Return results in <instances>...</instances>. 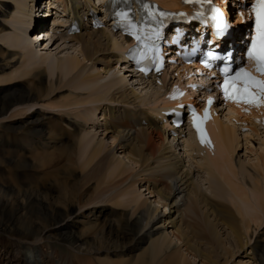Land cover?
<instances>
[{"label": "bare ground", "instance_id": "6f19581e", "mask_svg": "<svg viewBox=\"0 0 264 264\" xmlns=\"http://www.w3.org/2000/svg\"><path fill=\"white\" fill-rule=\"evenodd\" d=\"M25 1L20 0L11 14V18L16 25H19V28H16V30L18 29L16 36L10 40V49L0 45V50L3 49V54L6 56L1 60L0 73L5 72L11 64V62H8L17 57L21 59V65L23 66L21 67L23 72H20L19 75L29 78L25 82L28 84L23 85V89L21 86L12 85L13 81H16L15 77L6 79V76H9L8 74L5 77H0V84H10L9 87L0 88V117L10 107L8 110L17 109L21 115L25 116L23 118L27 121L26 123L20 120L15 122V124L0 125V264H148L144 255H142V251L149 253L144 248L147 244L146 237L142 235L144 229L149 226V223L145 227L142 224L144 216H149V221L151 219V222L155 224L161 223V226L155 230L161 231L159 235L166 233L163 232L162 226L165 224L168 226V223L169 225L172 224L174 230L171 229V234L174 235L176 233L179 237V239L175 237V244L178 242L183 243L179 244L182 245V249L184 248L182 251L177 250L173 253L175 255L167 257L168 264H189L190 259H201L211 262L210 256L202 255L198 249L189 245L190 241L187 238L189 237L192 240L196 236H200L206 239L211 246L217 247L219 245L218 234L223 230H225V235L229 238L228 245L233 250L236 249L235 254L247 248L248 253L246 254L252 255L253 263L264 264V232L261 234L258 232L252 240L257 229L264 222V138L258 134L256 136L251 134L252 132L257 133L259 130L256 127H252L250 134L243 137L245 142L248 136L258 138L257 142L260 152L255 158V164H252L256 172L255 176L247 174L242 167L238 169L232 162L231 155L235 149L233 144L236 141V130L239 127L236 124L232 125L231 119L247 120L246 118H239L232 109L227 111L228 116L221 120H215L212 125L215 142L213 156L211 153L198 148L190 136L182 140L183 152H189L186 147L191 146L197 151L204 153L199 160L190 155L189 158H194L195 160L190 163V166H185L187 170L184 171V161L181 157L179 158L175 155V147L170 144H178V140L173 138L168 143L166 131L155 121L158 110H152V108L148 110L141 109L143 106L151 105L154 107L158 105V103L155 104L157 100L155 96L148 98L144 94L145 96L141 97L142 91L147 87L148 89H155L156 86H154L153 81L145 80L137 83L142 88L139 92L140 95L132 87L126 93V86L129 80L127 81L122 76L114 77L113 80H110L105 85L96 87L97 81L101 78H99L98 74L92 75V72L98 71L100 73V69L97 67L98 56L108 53V56L111 57V60L108 61L110 65L107 66L105 73L108 74V72L116 70L118 67L116 65L120 61L124 63L122 58L124 42L106 28L97 31L89 30L87 33L80 32L78 35L69 38V42L73 43L70 49L73 50L71 55L57 60L51 59L48 55H34L29 48V46H33L34 41L25 40L26 42H24L20 38L23 35H28V19L30 20V17L36 13H44L45 3L43 11L38 12V7L35 5L38 0H31L30 5H27ZM49 2L52 7H55V5L57 7L63 6L65 14L72 11L78 17L82 14L86 15L89 6L93 7L94 11L97 10L96 3L94 1L91 2V0H53V2L50 0ZM159 3L165 8H171L178 3V0H159ZM34 6L37 7V10L33 9ZM0 16L6 20L5 17L7 15L1 10ZM86 27L88 26H85L83 30H87ZM7 30L8 28L4 24H0V35ZM38 34L41 33L34 35ZM53 38L54 36H51L50 41ZM1 41L7 44V40ZM22 47L27 48L22 49ZM58 47L60 46L58 45ZM12 49H19L22 53L14 52ZM104 50L106 52H103ZM31 60L36 62L32 61L33 63L31 64ZM84 62L91 65V73H87L90 67L84 72ZM28 63L34 66L31 67ZM99 64L102 66L106 63L101 62ZM41 65L46 68L51 67L49 68L50 71H58V82L64 81L65 85L70 86L74 90L85 89V91H88L83 99L78 100V96H75L74 100L76 101L64 105L68 108L74 107L73 110H75L76 107L79 108L88 103H97L95 107L92 106L93 108L89 109L87 107L84 110L85 120L91 121V113L95 116L97 106L101 103L99 111L103 113V120L105 121L103 131H108L109 135L112 136L110 137L111 146L115 142L117 145L113 150H105L102 141H97L94 146L89 144L90 141L87 142V145L91 146V150L85 153L87 154L84 159L85 168L92 169L93 166L102 165L106 167L103 171L107 172L109 177L114 180L119 179L116 184L131 190L136 185L129 183L128 177L146 174L145 172L152 170L151 166L153 164L157 165V167L155 166V171L152 170L147 175L150 181L142 183L145 184V190H148L149 198H155V200L148 203L144 200L140 201L139 193L130 191L131 197H128V205L134 206L133 215L131 216L132 220L126 219L124 212H121L118 220L121 221L122 219L121 222L112 224L111 221H106L107 216L116 215V213L110 214L111 211L120 210L114 207L106 209L105 213L107 214L104 216L100 215L102 213L100 211L97 214L100 218L97 215L85 214L84 211H80L73 216L74 208L69 205L71 199L62 189L64 187L62 181H49L43 178H34L35 180L33 181L27 178L28 172H23L28 168V165L24 164L19 156H14L17 150L20 149L19 152L29 153L33 148V144L36 145V150H39L40 147L50 146L52 143L60 144L62 141L60 138L55 140V142L49 141L48 137L50 135L54 136V134L51 131L48 135V131L46 132V128H44L45 124H42L43 116L46 114L26 112L37 106L42 100L41 95L44 94L41 88L44 86L41 78L44 72H41L42 70L38 68ZM26 66L30 67L25 69ZM185 70L183 69L184 73ZM15 71H18V68ZM163 82L167 83L166 79ZM144 84L147 85L142 86ZM156 88V90L160 89V87ZM93 96L96 98H93ZM159 101L162 104L160 98ZM116 106H118L117 109ZM130 106L140 108L130 109ZM161 107H163V104ZM120 109L121 117L118 118L117 114ZM107 112H109V117L106 116ZM114 112H117L116 115H113ZM94 116L92 115V117ZM150 117L154 120L150 119ZM129 119L132 120V123H129ZM62 120L68 126L70 124L72 126L75 123L72 120L73 122L69 124L71 120L66 117L62 118ZM142 120L146 121V127L140 126ZM4 123L6 121L0 122V124ZM78 127H73V135H78L80 141L84 144L85 136L82 133L84 132L82 130L84 126L78 123ZM134 127H137L136 130H134ZM61 146L63 147V143ZM10 147H13V150H6ZM115 149L121 151L120 153L123 154L122 158L124 159L115 157ZM126 160L140 169L138 174L129 173L130 169L126 165ZM190 160L188 159V161ZM192 165H195L194 168L198 169H195L197 174L202 170L208 177L214 179L213 187L211 186V197L202 193L191 180L190 171H192ZM22 173H24V178ZM238 175L242 177L241 180L243 182L245 180L244 177L248 176L247 178L251 180V189L247 190L235 182L239 179ZM10 179H13L11 183ZM151 180L153 182L152 187L150 185ZM165 184H167L165 186L167 191L158 190V185ZM130 187L131 189H129ZM224 188L228 191L227 196H223L225 195L222 192ZM225 197L232 206L223 201ZM61 198L65 201L58 205L55 204L56 206L52 205V203H55L54 200ZM167 201L172 204L173 207L171 209H176L172 211L174 214L177 213L178 215L179 208L182 206H185L191 212V216L188 217L189 223L185 226L187 232L184 230V225L179 224L176 227V223L173 221L167 222L170 219L169 214L171 212L168 214L164 213L159 217V208L161 206L162 209H166L168 207ZM156 204L159 207H155L154 205ZM94 206L89 205L87 208ZM119 206L123 208V204ZM124 208L127 209L129 207L124 205ZM199 209L204 210L203 218H200L197 214ZM91 210L94 211L95 209ZM105 213L103 212V214ZM82 218L85 219V222H82L84 227L82 230H90L89 232L94 235L93 239L85 238L84 234H79V229L75 231L74 227H72L74 223L77 225ZM97 220L100 222H97ZM167 226L165 228H168ZM150 227L152 228L154 225ZM248 232H250L249 237H247ZM23 240L29 241V243H25V247L22 246L21 248L19 244ZM38 240H42L43 243ZM50 241L64 243L67 249L48 248ZM30 243L35 244L32 245ZM197 244L194 243V246ZM150 245L151 248H154L153 244ZM164 251L165 248L163 249ZM126 252H134L135 254H126ZM117 254L122 255V257H120L119 261H113L112 255L116 256ZM157 254L158 252L156 251L153 253V260L156 259ZM96 255L103 257L96 259ZM201 260L198 263L205 264Z\"/></svg>", "mask_w": 264, "mask_h": 264}, {"label": "rangeland", "instance_id": "374dc122", "mask_svg": "<svg viewBox=\"0 0 264 264\" xmlns=\"http://www.w3.org/2000/svg\"><path fill=\"white\" fill-rule=\"evenodd\" d=\"M30 1L31 0H26L25 2L27 5H30L31 4ZM45 1H50V0H38L35 5L38 7L41 3L42 8H44ZM82 1H84V0H82ZM92 1L96 2L98 0H91V2ZM19 2H20V0H0V10L7 15L5 17L6 20L0 16V24H4L8 28V30L6 32H4L5 34L3 33L4 35L3 34L0 35V45L1 46L3 45L4 48L9 47L10 40L14 36H16V33L18 31V29L16 30V28L17 27L19 28V25L18 24L16 25V23L11 18V14L14 11L15 6ZM37 7L34 6L33 9L37 10ZM28 21H29V19H28ZM87 29H88V27H87ZM12 31H14L15 33ZM25 31H26V29H25ZM7 34H8V36H7ZM3 36H5V37H3ZM20 39H22V41H24V42H26L27 40L32 41L30 39V36H28V35H23V37H21ZM1 40H3V41L7 40L6 41L7 44L2 43ZM44 42H46V41H42V43H40V45L38 44L39 46H37L35 44V42L33 43V46H31V47L29 46L30 50L33 52L34 55H37V54L43 55V56L48 55V56H50L51 59L57 60V59H62L64 57H66L67 55H71L72 54L71 52H73V50H70L72 47V44H73L72 42L66 43L63 40H59L58 44L55 45L53 49L49 48L47 50L43 48L45 46ZM47 45H48V43H47ZM58 45L60 47H58ZM56 47H58V48L56 49ZM62 47H64V48H62ZM26 48L22 47V49H26ZM9 49H10V47H9ZM12 50L14 52L16 51L20 54L22 53L19 49H12ZM103 52H106V50H104ZM108 55H109L108 53H103L102 55L98 56L99 62L97 64V67L100 69V70L98 69L100 73H98V71L92 72V75L98 74L100 76L99 78H101L97 81L96 87L98 88L100 86L105 85L106 83L110 82V80H113L114 77H118V76L121 77L122 76L127 81L129 80L127 82V86H126V93H128L132 87L135 91L137 90L138 92L136 91V93L138 95H140L139 92L141 91L142 88H140L138 84H135L136 79H134V78L131 79V76L127 75L126 72L123 70V68H121V65L118 64V65H116V66H118L116 70L110 71V72H108V74L105 73V71L107 70V66L110 65V64H108V61L111 60V57ZM5 57L6 56H5V54H3V49H1L0 50V65H1V60ZM32 61H35V60H31L30 61L31 64L33 63ZM10 62H11V64L8 66V68L5 70V72L0 73V77L1 76L5 77V75H7V74L9 76L8 77L6 76V79H11V78L13 79L15 77L16 81H13L14 83L12 85L15 84L16 87L21 86L24 89L23 85L28 84L25 82L27 79L29 80V78L28 77L27 78L22 77L19 75L20 72H23V70H21V67H23L21 65V59H18L16 57L14 60L9 61L8 63H10ZM101 62L106 63V64H103L102 66H100L101 64H99V63H101ZM31 64H29V65L31 66ZM30 66H26L25 69H28ZM32 66H34V65H32ZM83 66H85L84 72H86L88 70V68L90 67V69L87 71V73H91L92 67H91V65H89V63L84 62ZM17 68H18V71H15V69H17ZM38 68H40L42 70L41 72H44V73H42L44 76L43 75L41 76V78L43 79V82H44L43 83L44 86L41 87L42 90L44 91V94L41 95L42 100L37 104V106H34L33 108H31L30 110H28L26 112H28V113H30V112H34V113L41 112V113L46 114L45 116H43L42 124H45L44 128H46V132L48 131V135H49V132H51V131H52L51 133L54 134V136L50 135L48 137L49 141L55 142V140H57L58 138H60L62 141L60 144L59 143H57V144L52 143L50 146H45L46 148L40 147L39 150H36V145L33 144V148L31 151H29V153L23 152V151L19 152L20 149L18 148L19 150H17L14 153V156H19L21 161H23L24 164L28 165V168H26L23 172L24 173H25V171H26V173L28 172L29 175L27 176V178L31 179L33 181L36 178H39V179L43 178L44 180L47 179L49 181H51V180H56L58 182L62 181L63 186H64L62 189L64 190V192H66V194L71 199V202H69V201H66V202H69V205H72V207L74 208V215L73 216H75L80 211H84L85 214H89V215H97V214H99L100 211H102V213H100V215L104 216L107 214V213H105L106 209H108L110 207H114V208H117L120 210L119 211H111L110 214L116 213V215L115 216H107L105 219L106 221H111L112 224L113 223L117 224L118 222H121L122 219H121V221H118L119 220V213H121V212H124L126 219L132 220L133 218H131V216L133 215L134 206L128 205L129 204L128 203V197H131L130 191L131 192L136 191L137 193H139V200L140 201L144 200L145 202L147 201V203H148V202H152L153 200H155V198H149L148 190H145V184H142V183L150 181L148 179L147 175L150 174V172H152V170L155 171V168L157 167V165L153 164L151 166L152 170L145 172L146 174H139V175L134 176V177H128L129 183L136 185L135 186L136 188L135 187L132 188L133 190L131 189V187L129 188L131 190H128L127 188H124L122 185L116 184V182L119 179L114 180L113 178L109 177L107 172L103 171V169H105L106 167H103L102 165L93 166L92 169L85 168L86 166H84V164H85L84 159L86 158V155H87L85 153L90 151L91 146H94V144L97 141L98 142L102 141V145H103L105 150H108V149L113 150V148H115V146L117 145V143L115 142V144H113L111 146V144H110L111 138L110 137H112V136L109 135L110 133H108V131H103L105 128V126H104L105 121L103 120V117H104L103 113H101L99 111V105L101 103H99L97 106L95 116L93 113L90 112L91 113V115H90L91 121L85 120V111L84 110H86L87 107H88V109L91 108L92 106L95 107L97 103H92V104L88 103L87 105H83L79 108L76 107L75 110H73L74 107L68 108V107H65L64 105H66V103L76 101V100H74L75 96H78L77 97L78 100L83 99L86 96V94L88 93V91H85V89L74 90L70 86L65 85L64 81L58 82L59 81V79H58L59 72L58 71L57 72L56 71H50L49 68H51V67L46 68V67H44V65L43 66L41 65ZM9 86H10V84L9 85L0 84V88H5V87H9ZM156 92H157L156 89H148V87H147L146 89H144V91H142L141 97H144L146 95L148 98H151L152 96H154L156 94ZM93 98H96V97L93 96ZM145 107L147 108V110L152 108V106L150 105V106H143L141 109H143ZM9 108H7V111L4 113V115L2 117H0V122L6 121V123L0 124V125H5L7 123L15 124V122L20 121V120L21 121L23 120L24 122L27 123L26 119L23 118L25 116L21 115V113H19V111L17 109L8 110ZM117 108H118V106H116V109ZM132 108H134V107L130 106V109H132ZM135 109H136V107H135ZM137 109H138V107H137ZM120 111H121V109H120ZM120 111L117 114L118 118L121 117ZM114 114L116 115L115 112L113 113V115ZM92 115L94 117H92ZM106 116L109 117V112L106 113ZM64 117L71 120V122H69V124L72 123L73 121H75V123L72 124V126H71V124H70V126L65 125V123H63V120H62V118H64ZM150 119L154 120L152 117H150ZM128 121H129V123H132L131 119H129ZM78 123H80L84 126V128H82V130H84V132H82V133H84L83 135L85 136V143L84 144L82 143V141H80V138L78 137V135L77 136L73 135V131H72L73 127L79 128ZM155 125H157V124H155ZM140 126H141V122H140ZM136 128L137 127H134V130H136ZM82 130H79V131H82ZM238 141L239 142H236L234 144L235 149L231 155L232 162H233L234 166L237 167L238 169L240 167H242L247 172V174L255 176L256 172H255L253 165L255 164L256 156L260 152L259 151V144L257 142V138L256 137H248L247 141L245 142L243 137L238 136ZM87 142H89V144L91 146H88ZM167 142L170 143L169 139ZM62 143H63V147L61 146ZM54 144H56V145H54ZM170 144L175 147L174 153L176 156H178L179 158L181 157L182 160H183V157H186V159H185L186 162L188 161V159H191L187 163L183 162V165H184L183 170L184 171L187 170L185 168V166H190V163H193L192 161H194L195 159L189 158L190 155L188 156L184 152H183L184 154L179 152L178 144L177 145H175V143H170ZM6 150L11 151V150H13V147H10ZM64 150L65 151L67 150V152L65 153ZM115 150H116V151H114L115 157L122 158L123 154L120 153L121 151L118 149H115ZM72 153H73V155H71ZM193 157H196V156L193 155ZM122 159H124V158H122ZM161 164L164 165L163 162H161ZM126 165L130 169L129 173H131L133 175H136L139 173L138 171H140V169L134 165H131V163H129L127 160H126ZM194 167H195V165H192V167H191L192 171H190V176L192 175L191 180L194 182V184L196 186H198V189L202 193H205L208 197H211V193H212L211 189L213 187L214 179L211 177H208L206 175V173H204L202 170H200L199 173L197 174L195 169L196 170H198V169L194 168ZM24 173H22L23 178H24ZM124 177H126V176H124ZM247 177L248 176L244 177L245 180L243 182L241 180L242 177L240 175H238L239 179H238V181H235V182L240 184V186L244 187L245 189L249 190V189H251V180L248 179ZM39 179H37V180H39ZM47 180H46V182H47ZM12 181H13V179H10V183ZM152 184H153V182L151 180V182H150L151 187H152ZM166 185L167 184L161 185V186L158 185L157 188H158V190L165 192V191H167V188L165 187ZM214 186H215V184H214ZM56 189H58V188H56ZM135 189H137L138 191ZM222 192L225 193V195H223V196H227L226 194L228 193V191L225 188L223 189ZM64 201L65 200H63L62 198L57 199V200H54L55 203L54 204L52 203V205H55V204L58 205L59 203H62ZM223 201L226 202L227 204H229L230 206H232L230 201H228V199L226 197L223 198ZM122 204H123V208H121L122 206L121 207L119 206ZM166 204H168V207L166 209H162L160 206L159 217L162 216L164 213L168 214L169 212H171L169 214L170 219H168L167 222L173 221L174 223H176V227L179 226V224L184 225V230H185V232H187V229L185 228V226L189 223L188 217L191 216V212L188 210V208H185V206H182L179 208V213L177 215V213L174 214L172 212V211L176 210V209H171L173 207L172 204H170L169 201H167ZM89 205H92V206L98 205V206H94L92 208H87V207H89ZM124 205L128 206L129 208H127V209L124 208ZM154 206L159 207V205H157V204ZM91 209H95V210L92 211ZM203 211L204 210H201V209H199L197 211V214L200 218L201 217L203 218V216H204ZM103 212L105 214H103ZM177 216H178V218H177ZM98 217L100 218V216H98ZM148 217L144 216L142 224L145 227L149 223V226L144 229L142 235L146 237L147 244L144 246V248H146L149 253L147 254L144 251H142V255H144L148 264H168L167 257L175 255L173 253L177 250L182 251L184 248L182 249V245H179V244H183V243L178 242L177 244H175L176 243L175 237L177 239H179V237L176 235V233L174 235L171 234V229L174 230V228H172L173 227L172 224L169 225V223H168V226H167V224L162 226L163 232H166V233L164 235H159V232L161 233V231H159V230L155 231V230L158 229L159 226H161V223L155 224L154 222H151V219L149 221ZM75 220H77V219H75ZM84 220L85 219H83V218L80 219L79 220L80 222H78L77 225L74 223L72 225V227H74L75 231H78V229H79L80 230L79 234L80 235L84 234L85 238L93 239L94 235H93V233L91 234L89 232L90 230H87V231L82 230V229H84V227L82 225V222L83 223L85 222ZM90 222H92V221H90ZM97 222H100V221L97 220ZM151 225H154V227L151 228L150 227ZM166 226L168 228H165ZM263 228H264V222L261 223V225L257 229L256 234L253 235L252 240L255 238V236L257 235L258 232L260 234L262 232H264ZM262 229H263V231H262ZM76 234H78V233H76ZM249 235H250V232H248L247 237H249ZM190 239L191 238H189V237L187 238V240L190 241L189 245L198 249L202 253V255L210 256L211 262L199 259L201 261H204L205 264H239V263L255 264V263H253V261L251 259L252 255L250 256V254H246V253H248L247 248H245V250H243V251H239L238 253H236L237 255L235 254L236 249L233 250L232 247H230V245H228L229 238H227V236L225 235V230H223L222 232H220V234H218L219 245L217 247L211 246L206 239H204L200 236H196L192 240H190ZM38 241L43 243L42 240H38ZM25 243H29V241L23 240V241H21L19 246L22 248V246H24ZM194 243H198V244L196 246H194ZM30 244L34 245L35 243H30ZM150 244H153L154 248H151ZM48 248H54V249H58V250L67 249L66 244L56 242V241H50ZM164 248H165V251L163 252ZM155 251L158 252V254L155 257L156 259L153 260L152 257H153V253ZM129 253L135 254L134 252L133 253L132 252H126V254H129ZM231 254H233V255L230 256ZM102 257L103 256L96 255L95 258L101 259ZM112 257H113V261H119V259H120V257H122V255L117 254L116 256L112 255ZM199 260L198 259L197 260L190 259L189 264H199L198 263ZM100 261H102V260H100Z\"/></svg>", "mask_w": 264, "mask_h": 264}, {"label": "snow or ice", "instance_id": "6c2138e0", "mask_svg": "<svg viewBox=\"0 0 264 264\" xmlns=\"http://www.w3.org/2000/svg\"><path fill=\"white\" fill-rule=\"evenodd\" d=\"M185 2H199V0H185ZM256 17V33L253 37L251 45L247 50V58L255 65V71L261 76H264V0H255L252 8ZM215 15L213 19L217 21L218 29L226 28V24L223 20V14L218 8L213 9ZM211 60L219 59L211 51L207 54ZM208 62L205 61V67H208ZM143 71V69H141ZM224 74V84L220 85L223 89L225 99L236 100L239 102L243 100L245 103H258L256 97L264 98V79H258L250 72L246 71L244 67H239L238 70H233L230 67H224L222 70ZM230 72H234L231 77ZM212 103L209 98V104ZM205 117H207V109H205ZM197 131L200 132L198 125ZM201 142L205 143L203 136L201 135Z\"/></svg>", "mask_w": 264, "mask_h": 264}]
</instances>
